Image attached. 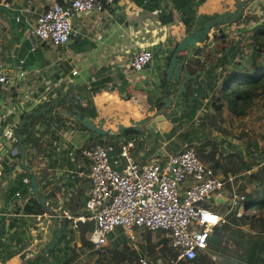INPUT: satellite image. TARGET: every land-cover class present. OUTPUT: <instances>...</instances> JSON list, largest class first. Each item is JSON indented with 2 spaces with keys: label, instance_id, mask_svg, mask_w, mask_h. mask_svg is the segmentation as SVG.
<instances>
[{
  "label": "crops",
  "instance_id": "crops-1",
  "mask_svg": "<svg viewBox=\"0 0 264 264\" xmlns=\"http://www.w3.org/2000/svg\"><path fill=\"white\" fill-rule=\"evenodd\" d=\"M28 1L29 13L19 11L27 0H6V5L0 6V21L3 23L0 29L3 71L9 76L8 82L0 88V124L4 128L13 127L15 129L13 135L17 134L22 113L36 112L37 109L42 110L50 106L49 109L57 110L58 115L67 116L60 101L68 104L71 99L91 103L93 109L87 112L90 114V120L95 124L104 120L103 128L112 129L109 134H119L120 131L116 130L115 124L129 125L131 121L140 118L141 110L155 105L162 97L163 90L167 88L165 84L168 87L173 84L175 88L177 87V81L175 83L174 80L179 77L170 80L165 76L168 63L164 58L172 46L176 47L181 38L197 24L211 19L224 10L232 9L235 0H203L201 3L192 0L184 4V9L181 8L184 0H177L178 7L175 6V0H114L104 11L76 15L72 33L64 45L51 48L46 43L35 40V48L32 51H29V45L24 37L34 24L35 16L42 11L48 0ZM61 1L65 4L66 0ZM258 8L262 9L260 6ZM15 16H18V21L13 20ZM205 16L209 18L205 19ZM198 17L201 18L200 23ZM248 17L246 23L237 24L235 19L230 24H219L214 30L209 29L205 37L199 41L197 47L203 48L205 44L206 49L211 52L208 57L211 62L202 69L195 68L197 78L192 85L197 84L198 91L192 95L196 103L193 114H220L223 107L215 111L211 104H208L209 108L205 110L201 100L206 99L203 97H211V101L217 103L216 98L219 96L217 93L220 94V81L224 74L241 67L239 64L241 60L244 62L250 56L251 47L247 46L246 40L252 34V29L264 23V9L260 16L250 14ZM217 29L227 34L223 41H215L211 37V32ZM140 49L150 50L153 58L141 71L135 72L130 69L129 60ZM262 53L260 52L259 56L255 55L256 64L263 63ZM181 56L177 55V58L180 59ZM223 56L225 60L222 59ZM19 59L24 61L21 66L24 74L20 77L18 66L14 68L11 64L13 62L16 65ZM186 60L181 66V71L186 70ZM30 64L33 68L26 70ZM222 68L226 70H222L223 73L220 75L218 71ZM162 72L166 80L164 86H161ZM204 72H208L209 84L206 90L203 89L206 86L203 83ZM166 95L173 98L174 93L167 91ZM48 100L52 102L46 105ZM182 110L183 107L176 110L175 114H182ZM108 114H116L118 117L109 118ZM43 128L45 126L38 127L39 131ZM139 128L136 135L138 140L135 142L138 150L137 159L148 161L152 154L166 153L161 148L153 149L152 145L159 143L162 147L163 143L160 141L173 125L165 131L158 129L148 131L142 126ZM92 134L73 127L66 121L63 125L55 121L49 125L48 132L42 135V143L34 149L36 154L30 156L25 153V157L31 160L29 170L34 175L36 173L47 175V179L42 180L41 184L37 181L36 184L43 196L41 185L45 180L48 181V188L53 190L54 204H50L46 199L45 203L53 211L57 208H64L75 214L82 211L88 191V168L85 159L76 153L79 148L85 146ZM143 135L152 143V145L150 143L152 148L149 147L148 151L143 150L147 143L143 142L141 137ZM10 138L7 140L0 136V264H21L17 255L24 248L35 240L46 237L45 244L39 248L38 255H41L51 241L45 231H40L41 236L38 233L31 235V232L37 229L35 224L39 223L42 217H46L49 224L55 223L44 210L41 214L24 211L26 204L31 209H36L31 200L34 195L28 186L27 177L23 175L26 171L21 164L18 146L4 151L10 144ZM4 163L10 165V168L7 169ZM24 165L27 167L25 161ZM217 169L213 170V173L218 177L231 172L224 173V166L219 168L220 171ZM15 192L19 195L16 196ZM211 201L216 211L220 213L224 211L226 202L224 193L223 198H214ZM238 212L240 213L239 210ZM72 233L78 236L79 231ZM88 234L87 230L83 232L86 242L84 246H89ZM257 240L264 242V231L250 230L244 225L229 226L224 220L215 226L209 235L206 248L198 251L193 260L180 264H248L252 244ZM25 242L26 246L19 249ZM6 253L12 255L3 260ZM143 255L135 257V264H138V257ZM38 258H35L32 264ZM252 261L253 264H264V254L254 256ZM41 263L56 264L49 255Z\"/></svg>",
  "mask_w": 264,
  "mask_h": 264
},
{
  "label": "built area",
  "instance_id": "built-area-1",
  "mask_svg": "<svg viewBox=\"0 0 264 264\" xmlns=\"http://www.w3.org/2000/svg\"><path fill=\"white\" fill-rule=\"evenodd\" d=\"M113 1L69 0L67 6L57 0H48L25 34L29 51L34 50L35 40L51 48L64 45L72 33L71 14L101 12ZM4 5L6 0H0V6ZM19 11L30 12L28 0ZM13 20L18 21V16ZM2 26L0 21V29ZM152 58L150 50L140 49L131 56L129 67L139 72ZM23 62V59L16 62L19 77L24 74ZM8 78L3 71L0 45V88ZM14 131L13 127L4 128L0 124L1 137L8 140ZM148 149L146 144L144 150ZM78 153L88 168V191L83 209L73 214L57 208L53 215L65 220L69 231H76L79 223L90 221L92 228L88 241L93 252H98L109 236L116 237L120 233L132 238L134 230L144 229L164 232L168 237L174 256L161 264L193 260L198 251L206 248L215 226L224 222L228 212L239 209L245 199L244 193L238 189L239 175L216 176L187 146L163 155L152 154L148 161L137 159L134 139L120 140L116 146L108 143L82 146ZM224 192L226 208L220 213L214 209L211 200L223 198ZM14 194L19 195L18 192ZM137 262L152 264L144 255L138 257ZM69 264H74V261Z\"/></svg>",
  "mask_w": 264,
  "mask_h": 264
},
{
  "label": "trees",
  "instance_id": "trees-1",
  "mask_svg": "<svg viewBox=\"0 0 264 264\" xmlns=\"http://www.w3.org/2000/svg\"><path fill=\"white\" fill-rule=\"evenodd\" d=\"M59 3L63 4L61 0H57ZM174 1V0H173ZM192 0H184L183 5L181 8L184 9L185 5ZM203 0H198V3H201ZM180 2V1H179ZM175 6H179V3L177 0L174 1ZM185 4V5H184ZM64 5V4H63ZM193 12V11H192ZM209 16H205V19H208ZM249 20L248 16H244L242 18H237L236 23L243 22L246 23ZM187 22V20H185ZM211 37L216 41L220 40L223 41L227 34H224L220 32L218 29L216 31L211 32ZM247 46L251 47V54H250V60L249 57L247 60L242 62L238 69H235L234 71H228L225 73L223 78L220 81V94L217 96L216 101H218L215 104H212L214 109L216 111H219L222 107H225L232 115L234 116H241L244 114V111L246 108H248L251 105L252 100L256 96H260L264 94V60L263 63H255L254 57L255 55H259L260 52H264V23L258 24V26L254 29H252V34L250 37L246 40ZM241 45V44H240ZM243 46V45H242ZM202 47V46H201ZM197 47L195 50L192 51L190 59L186 60L185 62V69L189 73V79L185 83L184 90L180 94V100L183 105V110L181 111L182 114L180 115V120H192L194 116V107L195 102L193 101V94H196V91H198V87L193 86V82L197 77V73L195 72V68H200L208 65V63L211 62V59L208 60V57H210L211 52L208 51L205 47L201 48ZM175 48V45L172 46L169 53L166 55L165 62L168 63L169 58L171 56V53L173 52ZM185 50L180 51L177 53V55H184ZM181 56V57H182ZM225 60V57L222 58ZM240 64V63H239ZM251 69V73H246L245 75L243 73V70ZM245 72V71H244ZM161 77V86H164L166 83L163 72L160 75ZM203 82H206L208 80V72L203 73ZM234 83L233 87H229L230 83ZM129 95V92L126 93V96ZM203 95H201L202 97ZM129 96H127V99ZM53 100V99H52ZM52 100H48L45 104L48 105L52 102ZM158 100V98H156ZM61 104H63L64 110L66 111L67 117L69 119V123L73 127H77L79 129H86L85 127L81 126L76 120L73 118L74 110H78L80 113V117L87 116L89 117L90 114H87L88 111L93 109V106L91 103L80 100V99H71L68 104H65L63 100H61ZM158 102V101H157ZM157 102L155 105H157ZM199 103H197L198 105ZM45 105V106H46ZM66 107H65V106ZM39 109H37L38 111ZM57 111V110H56ZM56 111H53L52 108L48 109L47 111H44L42 113H22L21 118H24V123L22 124L21 128L17 130V134L21 135V142L25 145V153L26 155L33 156L35 155V148L42 143V135L46 132H48V127L51 123L57 122L58 124L63 125L64 121H66V117H63L62 115H58ZM94 115L95 114H91ZM177 120L176 123L173 124V128L178 126L179 121ZM45 126L41 131H39L38 127ZM172 128V129H173ZM173 130H170L169 133L171 134ZM138 131L133 130L132 128H127L125 130H120L119 134H92L91 137L88 138L85 146L91 145V144H111L113 146H116L118 141L120 140H133V137H136ZM184 135H187L184 133ZM188 145V144H187ZM190 145V144H189ZM194 147L195 153L198 156V158L203 162L207 163V161L211 160V165L209 167L212 170H215L217 168V161L213 159V153H205L204 152V143H199ZM77 151V150H76ZM79 155V153H76V155ZM25 164L27 167H31V160L25 157ZM264 160L261 159V161ZM5 164V163H4ZM6 168L9 169L10 165L7 164ZM256 165V168L253 170L252 167ZM244 168L246 174L242 177V179L245 181L242 184H238V189L241 191H244V185L250 184L252 186V189L248 192H243L245 195V199L241 205L242 210H248L253 209V212L250 214L238 212V208L231 210L226 215L225 221L228 223L229 226L238 227V226H246L250 230H257V231H264V218L261 215L264 213V162L262 163H252V164H245V165H237L235 167L231 165H225L224 166V173L226 171L235 172L236 170H239L241 168ZM251 170V172L249 171ZM23 175L27 177L28 179V186L30 187L29 178L30 174L29 172H23ZM226 175V174H225ZM21 177V175H19ZM35 178L38 184H41L42 180L47 179V175L40 173L35 174ZM48 181L45 180V183L41 185V189H43V196L46 200L50 202V204H54V199L52 197L53 190L48 188ZM31 200L33 204L35 205L36 209H31L30 206L27 204L24 206V211L27 213H43V208L40 206L38 201L31 197ZM212 202V201H211ZM218 205H222L221 203H217ZM255 211V212H254ZM75 214V213H73ZM60 225L62 227V232L60 235V238L56 245H54L46 254L47 256H51L52 260L56 264H69L74 260L76 257L75 251L73 249V245L68 246L67 239L69 236L67 234L69 231L66 228V221L59 219ZM92 228V224L90 221H86L84 223H79L78 226V239L80 243V247L84 246V235L83 232L86 230L89 231ZM151 232V231H149ZM149 232H146L143 234V237H146V240H149ZM71 236V235H70ZM115 238V237H114ZM113 238V239H114ZM168 238H161L159 239V244H161L159 250L162 253H167L168 257L174 256L171 248L168 246ZM115 243H118L116 240ZM27 242H25L19 249H23L26 246ZM148 254L152 255L154 252V247L152 245L148 246ZM114 256L120 261H123L126 258H130L129 255L124 254L123 252L119 253L113 250ZM264 254V242L263 241H254L251 247L250 255L248 258V264H253L252 258L254 256H261ZM11 253H6L3 258L10 257ZM47 256H41L39 255L38 259L34 262V264H38L43 262ZM104 257V256H103ZM155 257V256H154ZM101 259L97 258V261ZM135 259V258H134ZM131 261V258H130ZM263 263V260H262ZM42 264V263H41ZM105 264V263H102ZM180 264V262H179ZM261 264V263H259Z\"/></svg>",
  "mask_w": 264,
  "mask_h": 264
},
{
  "label": "rangeland",
  "instance_id": "rangeland-1",
  "mask_svg": "<svg viewBox=\"0 0 264 264\" xmlns=\"http://www.w3.org/2000/svg\"><path fill=\"white\" fill-rule=\"evenodd\" d=\"M262 54L264 55V52ZM234 62L235 61H233L232 64H234ZM240 64H242V60ZM227 65L230 66L229 64ZM222 70L226 69L222 68L219 70L218 73H220V75L223 73ZM251 72V69L243 70L245 75H247L246 73ZM176 81L178 84L180 79L177 78L174 80V82L176 83ZM203 83L206 84V86L203 88L206 90L208 88L207 85L209 84L208 80ZM233 84L234 83L231 82L229 87H233ZM196 85L197 84L193 86ZM217 94L219 95V93ZM203 98H206L205 100L201 98V104L204 105L205 110L209 108L208 104H211L213 107L212 104H214V102L211 101V97ZM108 115L109 118L115 117L117 119L118 117L116 114ZM63 117H66V122H70L66 115ZM178 120H180V115ZM170 130H173L171 134L169 133ZM84 131L87 132L88 130L84 129ZM169 131L167 132V135H165L164 139L160 141L163 143L162 147L159 146V143H153L152 145L151 141H147L146 135L141 137H143V142L147 141L146 144L150 148H152V146L153 149L161 148L166 153L178 151L184 146L190 147L194 150L193 146L199 143H204V152L208 154L213 153V159L217 161V170L225 165H231L235 167L237 165H245L246 163H262L264 162V160L261 161V159L264 157V94L256 96L252 100L251 105L245 109L244 114L239 117L232 115L225 107H223L220 111V114H194L192 120L183 121V119H181L178 126L173 129H169ZM184 133L187 135H184ZM133 139L135 142L138 140L137 137H133ZM155 152H157V150ZM206 164L211 165V160L207 161ZM255 168L256 165L252 167L253 170ZM249 171L251 172V170ZM226 172L229 173V171ZM230 173L239 175L237 178V180H239V185L245 182L242 179V177L246 174L243 167L239 170H236L235 172ZM220 176H225V174ZM251 189L252 186L250 184H245L244 191L242 192H248ZM225 208L226 205L224 206L223 210H225ZM238 210L246 214L253 212V209L242 210L241 205L239 206ZM261 215L264 218V213ZM145 231L149 232V230L144 229L134 230L132 233V238H126L125 235L120 233L114 239L109 236V238L106 240V243L100 248L98 252L91 251L90 246L80 247L76 233L73 234L72 232H69L67 234V236H69L67 243L68 246L73 245L72 247L76 254V257L73 260L74 264H135L134 258H137V255L139 254H144L152 264L163 263L168 258V255L167 253H162L159 250L161 246V244H159V239L165 238L167 235L164 232L152 231L149 232V240L147 241L146 237H143ZM116 240L118 243H115ZM150 245L154 247V252L152 255L148 254V246ZM113 250L129 255L131 261L130 258H126L123 261L118 260L116 256H114ZM100 256L101 259L97 261V258H100Z\"/></svg>",
  "mask_w": 264,
  "mask_h": 264
},
{
  "label": "water",
  "instance_id": "water-1",
  "mask_svg": "<svg viewBox=\"0 0 264 264\" xmlns=\"http://www.w3.org/2000/svg\"><path fill=\"white\" fill-rule=\"evenodd\" d=\"M65 5H69V0L65 1ZM262 7V9H259L258 7ZM264 9V0H235L232 9L230 10H224L220 12L217 15H214L211 19L203 21L200 23V19L198 17V23L195 27H193L190 32L183 36L181 40L176 44V47L174 48V51L172 52L167 67L165 69V76L168 79H174L175 77H179L180 81L175 88L174 86H167L165 90H163L162 97L158 100L157 105L149 106L148 108L141 110V116L137 120L131 121L129 125L124 124H115L116 130H125L127 128H132L133 130H140V126L145 128L146 130H159V131H165L167 128L172 126L176 121L179 119V115L175 114L176 110L182 109L183 105L181 104L180 100V94L184 90V85L189 79V73L186 70L181 71V66L184 63L185 59H190L192 51L196 49L198 46L199 41L205 37L209 29L214 30L217 25L219 24H230L235 19L242 16H248L250 14H255L257 16H260L262 14V11ZM241 13L243 14L241 16ZM76 19V15L71 14L70 15V31L74 28V22ZM202 44H200L201 46ZM185 50V54L178 59L177 53L179 51ZM14 68H17V66L12 62L11 63ZM30 64L26 70H30L33 67ZM173 92L174 96L173 98H170L166 95V92ZM56 102V100H54ZM53 102V103H54ZM50 106H47L46 108L36 111V112H30V113H42L45 110H48ZM28 114V113H27ZM63 114H65V111H63ZM74 120H76L81 126L85 127L86 130L93 134H100L105 135L112 132L111 128H103L104 120H100L96 124L90 120L89 117L84 116L80 117V113L78 110H74L73 114ZM24 118L21 120L20 124L17 127V130H19L24 123ZM21 135L16 134L11 136L10 138V144L4 148V151H8L12 148H14L16 145L18 146L20 155H21V164L23 166V169L26 172H29L30 178L29 183L32 190V193L35 197V199L38 201L40 206L43 208V210L46 212V215L51 217L55 225L49 224L47 222L46 217H42L39 223L35 224V227L37 228L35 231L33 230L31 232V235L33 236L35 233H38L41 236L40 231H45L47 233V236L49 240L51 241L47 244L46 248L42 251L41 256H45L48 251L56 245L58 242L62 227L60 225L59 219L54 216L53 209H51L49 206L45 203V198L42 196L39 191L36 184V178L35 175L29 170L28 167L24 165L25 161V145L21 143ZM226 192H224V195ZM54 236V237H53ZM46 242V237L35 240L30 246L24 248L18 255L17 258L19 261H21V264H32L35 258H37L39 255V248H41Z\"/></svg>",
  "mask_w": 264,
  "mask_h": 264
}]
</instances>
